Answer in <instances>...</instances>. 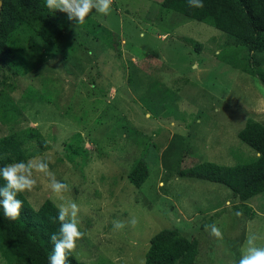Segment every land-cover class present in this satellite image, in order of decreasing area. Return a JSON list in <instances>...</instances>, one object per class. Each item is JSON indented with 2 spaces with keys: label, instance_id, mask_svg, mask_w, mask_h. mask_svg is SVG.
Wrapping results in <instances>:
<instances>
[{
  "label": "rangeland",
  "instance_id": "rangeland-1",
  "mask_svg": "<svg viewBox=\"0 0 264 264\" xmlns=\"http://www.w3.org/2000/svg\"><path fill=\"white\" fill-rule=\"evenodd\" d=\"M160 2L113 0L109 14L93 9L83 23L59 12L53 47L22 28L14 66L0 67V94L16 109L0 138L30 127L47 145H24V162L47 168L34 170L36 186L21 194L33 209L77 203V263L143 264L163 229L194 246L193 264H238L250 237L264 247V193L239 202L220 184L181 176L253 157L236 134L247 119L264 126V53H246ZM136 164L145 169L138 188L127 180ZM53 181L68 185L62 196Z\"/></svg>",
  "mask_w": 264,
  "mask_h": 264
},
{
  "label": "trees",
  "instance_id": "trees-1",
  "mask_svg": "<svg viewBox=\"0 0 264 264\" xmlns=\"http://www.w3.org/2000/svg\"><path fill=\"white\" fill-rule=\"evenodd\" d=\"M202 2V8L189 6L188 0H161L159 5L163 10L222 32L246 53H264V0ZM64 20L59 11H50L41 0H0V67L9 71L14 66L12 46L18 30H32L43 44L53 47L60 38ZM199 47L194 44L195 52H199ZM5 83V80L1 82ZM15 120L16 109L6 95L0 94V123L10 125ZM236 136L253 152L251 159L234 166L200 163L181 172V176L220 184L239 202L264 193V126L247 119ZM27 142H34L41 150L47 147L39 132L30 127L1 137L0 168L24 161ZM72 154L75 155L73 151ZM144 178L145 169L141 164H136L127 175L135 188ZM4 184L0 178V188ZM17 199L23 204L18 219L6 218L0 208V258L5 264H49V255L54 249L50 235L59 229L58 209L49 200L33 209L21 192ZM195 255L194 246L186 238L175 230L163 229L149 239L143 264H193ZM66 264L81 263L70 254Z\"/></svg>",
  "mask_w": 264,
  "mask_h": 264
},
{
  "label": "clouds",
  "instance_id": "clouds-1",
  "mask_svg": "<svg viewBox=\"0 0 264 264\" xmlns=\"http://www.w3.org/2000/svg\"><path fill=\"white\" fill-rule=\"evenodd\" d=\"M113 0H45V7L52 12L66 13L69 20L75 19L78 23H83L85 18L93 9L97 13L107 15L111 11ZM189 6L202 8V0H188ZM47 164L41 162L34 166L31 161H17L4 165L0 168V178L5 181L4 187L0 188V208L6 218L16 220L20 217L23 207L22 201L17 199V194L24 191H31L37 184L33 178L34 170L43 172ZM51 189L61 196L68 189V185L53 181ZM69 208L71 214H69ZM78 205L73 200L67 201V207L63 203L58 205L59 229L50 235V241L54 244V249L49 255V264H66L69 255L76 249L77 241L84 237V233L79 228L77 213ZM116 228H124L123 222L114 221ZM212 234L217 238H222V233L215 225L211 226ZM248 247L239 259L238 264H264V247L253 245V239L247 240Z\"/></svg>",
  "mask_w": 264,
  "mask_h": 264
}]
</instances>
